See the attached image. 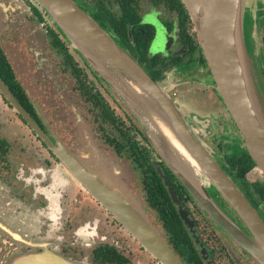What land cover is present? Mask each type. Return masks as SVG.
Masks as SVG:
<instances>
[{
  "label": "flooded vegetation",
  "instance_id": "1",
  "mask_svg": "<svg viewBox=\"0 0 264 264\" xmlns=\"http://www.w3.org/2000/svg\"><path fill=\"white\" fill-rule=\"evenodd\" d=\"M71 1L160 86L263 220L259 195L238 179L248 154L229 114L241 146H223L227 124L222 112L183 113L178 98L162 85L173 73L181 75L175 86L206 84L215 92L183 1ZM256 4L254 28L261 35L256 58L264 81V2ZM188 67H196L203 82L186 77L193 72ZM0 88V264H29L40 255L69 264H160L86 196L51 150L61 145L73 152L78 126L130 167L131 193L142 200L150 223L182 263L253 264L186 193L115 93L34 0H0ZM254 169L253 163L244 180L264 186V178L247 181ZM206 192L239 223L218 194Z\"/></svg>",
  "mask_w": 264,
  "mask_h": 264
},
{
  "label": "water",
  "instance_id": "2",
  "mask_svg": "<svg viewBox=\"0 0 264 264\" xmlns=\"http://www.w3.org/2000/svg\"><path fill=\"white\" fill-rule=\"evenodd\" d=\"M34 1L115 93L189 196L250 262L264 264L263 221L183 123L160 86L71 0ZM182 1L212 76L213 89L255 169L264 178V83L254 49H246L242 39L245 0ZM133 89L148 103L150 115L141 107ZM78 134L73 152L61 145L51 147L66 172L152 258L160 264H184L159 229L150 223L142 200L131 193L130 167L99 150L83 127L78 126ZM209 188L224 200L238 224L214 203L206 192ZM29 261L69 264L52 255Z\"/></svg>",
  "mask_w": 264,
  "mask_h": 264
},
{
  "label": "rangeland",
  "instance_id": "3",
  "mask_svg": "<svg viewBox=\"0 0 264 264\" xmlns=\"http://www.w3.org/2000/svg\"><path fill=\"white\" fill-rule=\"evenodd\" d=\"M262 1L264 2V0ZM256 3H257V0H245V4L248 9L247 8L243 9V14H242V18H243L242 20V25H243L242 39H243L246 49H248V46H250L251 48L254 49L255 55H257V49L260 45L259 39L261 36V35H258L259 32L254 28L256 27V19L254 16V11L257 8ZM192 26H193V31L197 37L193 23H192ZM255 62H256L257 67H259L257 58H255ZM188 69L193 70V72H191L186 77H189L191 80H197L198 82L200 81L203 82L202 80L203 78L198 73L196 67H193V68L188 67ZM188 69H186L183 72H186ZM180 78H181V75L170 73L168 74V76H166V80H168V82L165 83L163 79L162 85L166 88V91L168 92L169 95H173L174 98H178L177 102L179 104V108L183 110V113L194 112L202 116H207L208 113H214L215 115H218V114H221L222 112L225 118V123L227 124V128L224 129V133H223L225 136L224 139L226 140L223 146H225L226 144H230V143H237L238 145L241 146L242 141L238 137V133L236 132L235 128L231 125L230 121H228L229 119L228 114L225 108L223 107V105L221 104L219 97H217L218 95L215 92H213L210 87H207L206 84L198 85L196 83H191V84H182L179 86H175L176 82L179 81ZM221 144L223 143L221 142ZM96 146L98 147L97 144ZM98 149L101 150L99 147ZM223 150L226 151L225 148ZM104 153H107V152H104ZM56 176L59 179L61 178V176H58L57 174ZM246 178H247V181L250 183L258 179L263 180L262 175L256 169L250 171L246 175ZM75 184L79 188H81L76 182ZM83 192L85 191L83 190ZM85 193H86V196L90 198L89 197L90 195L87 194V192ZM87 204H90L89 201H87Z\"/></svg>",
  "mask_w": 264,
  "mask_h": 264
},
{
  "label": "trees",
  "instance_id": "4",
  "mask_svg": "<svg viewBox=\"0 0 264 264\" xmlns=\"http://www.w3.org/2000/svg\"><path fill=\"white\" fill-rule=\"evenodd\" d=\"M109 36V35H108ZM110 37V36H109ZM111 38V37H110ZM112 39V38H111ZM113 40V39H112ZM260 70V69H259ZM261 73V71H260ZM261 77H262V74H261ZM263 80V78H262ZM264 83V81H263ZM246 162H244V168L241 169L239 167V174H238V179L241 181V184L245 187V188H251L253 189L258 195H259V199L264 207V186L262 185H258V184H255V185H249L248 183H246V181L244 180V175L245 173L249 170L250 167L253 166V161L250 159L249 156H246ZM184 189V188H183ZM185 190V189H184ZM187 193V192H186ZM252 206V205H251ZM254 209V208H253ZM255 210V209H254ZM258 214V213H257ZM262 220V219H261ZM263 223H264V217H263Z\"/></svg>",
  "mask_w": 264,
  "mask_h": 264
},
{
  "label": "bare ground",
  "instance_id": "5",
  "mask_svg": "<svg viewBox=\"0 0 264 264\" xmlns=\"http://www.w3.org/2000/svg\"><path fill=\"white\" fill-rule=\"evenodd\" d=\"M133 93H134V95L137 97V99H139V101H140V103H141V107L143 108V110L147 113V114H151V109H150V107H149V105H148V103H144V101L145 100H143V97L141 96V94L137 91V90H134L133 89ZM159 126H160V124H159ZM167 140H168V138H167ZM171 141V140H170Z\"/></svg>",
  "mask_w": 264,
  "mask_h": 264
}]
</instances>
